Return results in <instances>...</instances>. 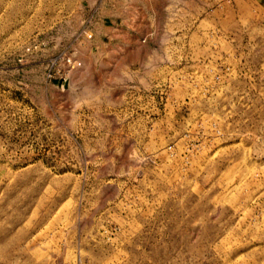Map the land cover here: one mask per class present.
I'll return each instance as SVG.
<instances>
[{"label":"rangeland","instance_id":"obj_1","mask_svg":"<svg viewBox=\"0 0 264 264\" xmlns=\"http://www.w3.org/2000/svg\"><path fill=\"white\" fill-rule=\"evenodd\" d=\"M107 1L0 0V264H264V0Z\"/></svg>","mask_w":264,"mask_h":264},{"label":"crops","instance_id":"obj_2","mask_svg":"<svg viewBox=\"0 0 264 264\" xmlns=\"http://www.w3.org/2000/svg\"><path fill=\"white\" fill-rule=\"evenodd\" d=\"M224 2V0H124L121 2H115V1H107L106 2V11L104 15L99 14V19L102 21L103 26L106 25L104 23L108 21H111L114 23L118 20V18H121V21L119 23H124V20H129V13L126 15L127 12H132L134 8H137L140 10L139 15H142V20H140L141 23L152 25L153 24V16L149 13V8H163L168 6L169 8L176 11L178 14V17L175 19H182L186 17V21L184 23H188L190 19H192L194 14L197 13H204L205 11L212 8V6H217V9L220 10L221 3ZM121 4V16L116 13L115 7L118 4ZM127 8V10H126ZM201 11V12H200ZM131 14V13H130ZM184 15V16H182ZM95 16L98 18V12L95 14ZM180 16V17H179ZM189 19V20H188ZM191 21V20H190ZM107 27V26H106Z\"/></svg>","mask_w":264,"mask_h":264},{"label":"built area","instance_id":"obj_3","mask_svg":"<svg viewBox=\"0 0 264 264\" xmlns=\"http://www.w3.org/2000/svg\"><path fill=\"white\" fill-rule=\"evenodd\" d=\"M91 34L88 33L87 34V38H90ZM146 39L143 38L142 42H145ZM60 63L62 65L61 68V75L62 77H68L70 76L76 69L80 68V66L82 65V62L76 57L75 53H70L66 50H63L55 59H54V63L57 64ZM51 76L50 74H48L47 78Z\"/></svg>","mask_w":264,"mask_h":264}]
</instances>
